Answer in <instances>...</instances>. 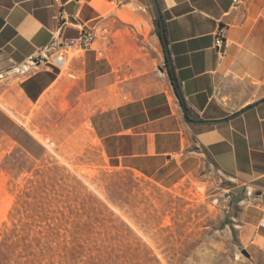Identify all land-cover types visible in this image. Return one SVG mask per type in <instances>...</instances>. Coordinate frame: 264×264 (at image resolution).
<instances>
[{
    "label": "crops",
    "instance_id": "crops-1",
    "mask_svg": "<svg viewBox=\"0 0 264 264\" xmlns=\"http://www.w3.org/2000/svg\"><path fill=\"white\" fill-rule=\"evenodd\" d=\"M157 1L167 51L153 0H0V79L18 77L5 89L17 118L0 108V131L36 158L46 146L34 133L86 138L109 167L163 186L221 171L235 240L264 264L263 213L247 197L264 195V0ZM83 29L96 42L66 69L24 67Z\"/></svg>",
    "mask_w": 264,
    "mask_h": 264
},
{
    "label": "rangeland",
    "instance_id": "rangeland-1",
    "mask_svg": "<svg viewBox=\"0 0 264 264\" xmlns=\"http://www.w3.org/2000/svg\"><path fill=\"white\" fill-rule=\"evenodd\" d=\"M17 80L0 79L13 115ZM39 138L36 158L0 131V264H257L235 242L230 181L210 168L163 186L109 167L86 138Z\"/></svg>",
    "mask_w": 264,
    "mask_h": 264
},
{
    "label": "built area",
    "instance_id": "built-area-1",
    "mask_svg": "<svg viewBox=\"0 0 264 264\" xmlns=\"http://www.w3.org/2000/svg\"><path fill=\"white\" fill-rule=\"evenodd\" d=\"M118 4H123L128 0H115ZM238 3V0H233ZM97 39L94 30L83 29L78 37L71 39L55 38L50 47L39 52L30 58L29 63L24 67H31V71H37L43 67H55L59 70L66 69L69 56L74 51H88L93 48ZM215 48L220 54H224L229 44L224 34V29L220 28L215 36ZM221 171L217 174L221 177ZM248 203L259 208L263 213L264 222V195L247 191Z\"/></svg>",
    "mask_w": 264,
    "mask_h": 264
},
{
    "label": "water",
    "instance_id": "water-1",
    "mask_svg": "<svg viewBox=\"0 0 264 264\" xmlns=\"http://www.w3.org/2000/svg\"><path fill=\"white\" fill-rule=\"evenodd\" d=\"M154 1V4H155V7H156V11H157V15L158 17L160 18V31H161V38H162V41L164 43V46H165V49L167 51V38H166V34H165V26H164V23H163V19H162V15H161V10H160V7H159V4H158V1L157 0H153ZM174 84L177 85V81L176 79L174 78L173 80ZM184 110L186 111V108L184 106ZM245 111L247 110H244L242 111L241 113L239 114H242L244 113ZM236 116V115H235ZM233 118V117H232ZM243 255H245L246 257H250V254L246 251V250H243L242 251Z\"/></svg>",
    "mask_w": 264,
    "mask_h": 264
},
{
    "label": "trees",
    "instance_id": "trees-1",
    "mask_svg": "<svg viewBox=\"0 0 264 264\" xmlns=\"http://www.w3.org/2000/svg\"><path fill=\"white\" fill-rule=\"evenodd\" d=\"M156 24H157V28H158V35H159V38H160L161 41H162V38H161V31H160V18L158 17V15H157V19H156ZM164 26H165V24H164ZM169 74H170V78H171V80L173 81V80H174V77H173L172 73L169 72ZM174 86H175V90H176L177 96L179 97L181 103L183 104V98H182V95H181V93H180L179 87H178L177 85H174ZM235 242L238 244V242H237L236 240H235Z\"/></svg>",
    "mask_w": 264,
    "mask_h": 264
},
{
    "label": "bare ground",
    "instance_id": "bare-ground-1",
    "mask_svg": "<svg viewBox=\"0 0 264 264\" xmlns=\"http://www.w3.org/2000/svg\"><path fill=\"white\" fill-rule=\"evenodd\" d=\"M27 70H28V67H27ZM2 107H3V109H5L10 115H12V116H15V115H13V113L10 111V109L7 107V106H5V105H1ZM36 137H38L39 138V136L38 135H36V134H34ZM41 137V136H40ZM40 139V141H42V139L41 138H39Z\"/></svg>",
    "mask_w": 264,
    "mask_h": 264
}]
</instances>
